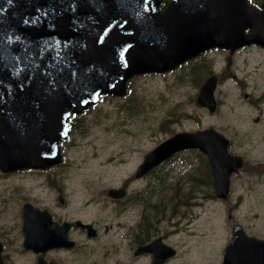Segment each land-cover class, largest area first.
I'll return each instance as SVG.
<instances>
[{"label":"rangeland","instance_id":"1","mask_svg":"<svg viewBox=\"0 0 264 264\" xmlns=\"http://www.w3.org/2000/svg\"><path fill=\"white\" fill-rule=\"evenodd\" d=\"M246 60L247 57H241L237 69L240 77L247 75V79L243 80L247 85L244 86L242 80L221 83L217 90L220 108L214 116H208L194 105L191 100L193 88L187 81L185 69L174 70L167 75L133 77L126 99H105L83 121L81 127L91 131L89 140L95 145H80L78 140L81 139L82 129L76 126L71 141L62 147L65 160L75 161V167L67 168L61 179L59 173L53 172L49 176L46 172H25L0 179L3 187L0 213H7L11 218L12 211L16 214L18 209L16 201L27 198L42 207H65L54 210L65 212L67 216H71L75 209H82L84 218L92 220L103 206L113 207L111 202L105 203L107 199L103 190L119 185L128 172L133 175L135 163L141 161L143 154L175 131L211 125L239 142L246 132L254 128L252 119L257 115L263 116L260 127L264 129V105L258 100L264 91V62L256 65L258 60L252 59L249 63ZM254 68L257 70L254 71ZM201 77L200 74L197 81ZM197 91L198 82L195 94ZM243 92L253 93L254 96L247 100ZM185 111L190 115L184 114ZM198 116L200 118H195ZM121 139L127 140L122 142ZM113 140L117 149L109 158L105 156L103 159L101 155L107 151L109 141ZM262 140L261 135L254 137L253 141L243 145L242 151L252 152L253 144H261ZM235 148L241 151L239 147ZM181 159L173 160L158 171L175 187V246L180 249V255L195 253L204 261L207 257L216 256L218 246L230 236V227L234 223L248 225L256 231L263 229L264 178L258 179L243 171L233 177L232 190L230 183L226 202L206 201L204 195L210 187L201 178L203 171L199 158L193 155L181 156ZM55 183L64 187V206L57 203ZM91 186L99 189L98 196ZM21 227L16 216L13 226L3 225L0 228V239H9L11 232L19 233Z\"/></svg>","mask_w":264,"mask_h":264},{"label":"water","instance_id":"2","mask_svg":"<svg viewBox=\"0 0 264 264\" xmlns=\"http://www.w3.org/2000/svg\"><path fill=\"white\" fill-rule=\"evenodd\" d=\"M85 1L0 0V168L4 171L10 167L15 169L22 166H47L52 160L46 155V150L52 140L59 138L61 120H64L71 111H79L81 103L83 105L91 103L92 98L96 96V94H90L91 92L110 91L112 89H107L109 82L119 81L122 83L121 89L114 92L122 93L125 90L124 83L130 76L155 70L154 56H166L170 55L168 52L175 51V19L167 23L174 32L172 40L159 50L162 51L161 54H153V43L149 45V41H154L151 37L147 39L146 33L151 30L149 22L154 21L155 15L149 12L144 14L145 19H140L138 16V10L149 11L152 5L159 4L161 0L151 2L131 0L132 6L120 0L119 5L126 7L133 17L128 20L127 25H124V22L120 23L121 20L127 21L125 18L121 19L118 26L116 25L117 16H110L104 22L101 21L104 18V10L111 0L99 2V10L89 14L86 12V3L80 4ZM232 1L181 0V6L192 11L195 24L197 28H200V34L196 36L197 46L201 44L225 46L231 37L237 39L240 45L248 44L250 41L244 33L247 27L253 29L254 42L262 41L264 26L262 30V23L255 22L264 20V11L257 13L247 6L246 0H238L243 2L241 8L244 17L237 28L234 23L224 20L223 11ZM134 2H136L135 5H133ZM169 9H175V0L170 3ZM157 19L153 23L152 32L155 31ZM109 21L115 23V26L103 46H101L103 39L98 38H92L93 45L86 43L84 46L98 49L94 53L95 60L99 55V49L105 48L109 41L117 38L116 33L131 31L130 34L125 33L123 37L116 39L119 41L114 45L117 51L119 47L128 48L121 53L120 50L118 53L112 50L114 53L111 56V63L115 64L114 73L95 78L87 93L85 89H87L93 67L87 73L82 70L81 74L74 75L72 89L67 87L65 91L62 90L61 97L52 93L49 79L37 90L39 79L43 75L42 58L45 48L46 45L50 46L55 36L59 35L58 40L62 42L67 29L72 32L79 26L88 28L95 26L99 31L102 29L107 31ZM74 34L81 35L82 31ZM111 37H113L112 40H110ZM156 48L159 46L153 45V49ZM104 55L105 53H101L99 56ZM118 56L119 59H117ZM174 56L180 57L182 54L171 55V57ZM88 61L90 62L89 59ZM172 65H175V57L166 66ZM35 91H37L36 95ZM210 106L212 108V105ZM202 133L174 135L149 153L143 166L172 150L197 146L202 142L199 140ZM225 149V143L222 148H219L215 142L210 146L215 175L218 172L220 177L223 175L227 178L228 173L239 164V159L228 156ZM225 168H229L226 173L223 172ZM57 239V237L53 238V242Z\"/></svg>","mask_w":264,"mask_h":264},{"label":"flooded vegetation","instance_id":"3","mask_svg":"<svg viewBox=\"0 0 264 264\" xmlns=\"http://www.w3.org/2000/svg\"><path fill=\"white\" fill-rule=\"evenodd\" d=\"M221 51L223 52L219 53L221 55H217L215 60L220 65L223 61L222 55H225L226 63L222 65L224 67L218 73L219 79L225 78L226 75L236 77L232 69L236 66L233 59L238 50L231 57L229 54L226 57L227 51ZM188 74L192 80L194 71L190 69ZM259 122L258 120L247 138L253 141L256 136L263 137L256 154L260 158L259 165L264 173V129L258 127ZM257 144L254 143L253 146ZM188 151L197 153V150L177 152L139 177L130 175L128 172L124 181L116 185L123 190V198L107 196L108 200L105 203L111 202L113 207L103 206L92 220H85L82 209H75L71 216H67L65 212L57 213L45 208L50 215V228L67 224L65 232L72 245L39 251L24 249L22 242L21 245L14 247L15 238L23 239L21 227L19 233L12 231L9 239L4 237L3 240L0 239L2 242L0 264H175V224H173L175 187L165 175L158 171L159 168L171 163L174 157L177 159ZM242 157L244 162L249 159L244 153ZM138 164L139 161L135 163L136 168ZM205 169L208 175H204V178L212 179L208 161H206ZM90 188L97 194L100 193L96 187ZM56 191L58 195L61 193L60 188H56ZM16 216L22 224V213L18 208L16 214H12L10 219L9 216H0V228L3 225L13 226ZM85 221L92 225L90 234L78 224V222L83 224Z\"/></svg>","mask_w":264,"mask_h":264}]
</instances>
